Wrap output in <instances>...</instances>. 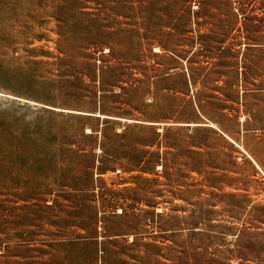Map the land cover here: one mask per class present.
<instances>
[{
  "label": "rangeland",
  "instance_id": "rangeland-1",
  "mask_svg": "<svg viewBox=\"0 0 264 264\" xmlns=\"http://www.w3.org/2000/svg\"><path fill=\"white\" fill-rule=\"evenodd\" d=\"M0 264H264V0H0Z\"/></svg>",
  "mask_w": 264,
  "mask_h": 264
}]
</instances>
